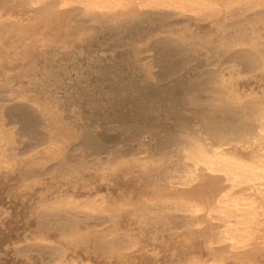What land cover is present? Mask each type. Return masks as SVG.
<instances>
[{
    "label": "bare ground",
    "instance_id": "obj_1",
    "mask_svg": "<svg viewBox=\"0 0 264 264\" xmlns=\"http://www.w3.org/2000/svg\"><path fill=\"white\" fill-rule=\"evenodd\" d=\"M0 264H264V0H0Z\"/></svg>",
    "mask_w": 264,
    "mask_h": 264
},
{
    "label": "rangeland",
    "instance_id": "obj_2",
    "mask_svg": "<svg viewBox=\"0 0 264 264\" xmlns=\"http://www.w3.org/2000/svg\"><path fill=\"white\" fill-rule=\"evenodd\" d=\"M247 150H249V149H246V151H247ZM249 156H250V157L255 156V154H253V151H251V152L249 153ZM261 179H262V178H261ZM261 179H259V180H261ZM238 206L242 208V207H244V206H246V205H241V204H239Z\"/></svg>",
    "mask_w": 264,
    "mask_h": 264
}]
</instances>
